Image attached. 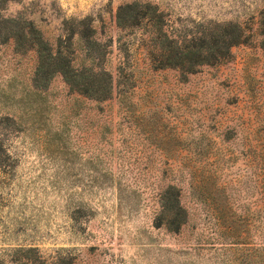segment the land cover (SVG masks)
Masks as SVG:
<instances>
[{
    "label": "rangeland",
    "instance_id": "rangeland-1",
    "mask_svg": "<svg viewBox=\"0 0 264 264\" xmlns=\"http://www.w3.org/2000/svg\"><path fill=\"white\" fill-rule=\"evenodd\" d=\"M134 1L0 0V264H248L244 249L262 244L264 0H142L173 36L246 30L230 59L187 79L155 68L150 29L118 25ZM24 27L63 47L77 30L97 37L111 98L39 82L38 53L13 38ZM171 186L189 217L180 232L162 209Z\"/></svg>",
    "mask_w": 264,
    "mask_h": 264
},
{
    "label": "trees",
    "instance_id": "trees-1",
    "mask_svg": "<svg viewBox=\"0 0 264 264\" xmlns=\"http://www.w3.org/2000/svg\"><path fill=\"white\" fill-rule=\"evenodd\" d=\"M261 46L264 50V14L261 16ZM117 23L121 28H147L149 30L150 45L148 56L156 69H177L181 76L195 74L203 66L216 65L227 61L231 57L232 48L246 43L248 35L239 24L229 23L216 25L209 33L186 36H173L169 31V23L164 18L159 7L142 0L127 3L119 8ZM81 24H85L82 23ZM95 32L91 25H84L83 32ZM82 30L72 35L66 46L49 42L41 31L24 27L13 36L19 38L22 46L38 53V67L36 71L39 82L49 83L55 76H61L70 89L90 100L105 101L111 98L114 89V76L97 64V61L108 54L97 49L100 46L98 38L94 37L85 42ZM84 35V34H83ZM5 160L0 155V169L5 166ZM173 197H163L162 209L166 217H178L179 232L188 222V212L183 203V191L179 187ZM207 204L213 211L216 229L220 233L227 228V218L224 209L214 201ZM179 213V216H178ZM262 224V244L258 247L247 246L244 249L243 261L251 264H264V175L262 184V202L260 210ZM167 226L170 229L172 223ZM239 244V243H238ZM31 250V249H30ZM29 250V251H30ZM25 260V259H24ZM30 258H27L29 262ZM48 264V263H42Z\"/></svg>",
    "mask_w": 264,
    "mask_h": 264
}]
</instances>
